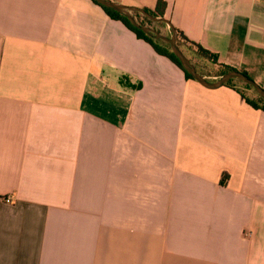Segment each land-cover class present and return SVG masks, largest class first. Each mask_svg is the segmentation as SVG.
I'll use <instances>...</instances> for the list:
<instances>
[{"label":"crops","instance_id":"1","mask_svg":"<svg viewBox=\"0 0 264 264\" xmlns=\"http://www.w3.org/2000/svg\"><path fill=\"white\" fill-rule=\"evenodd\" d=\"M164 1L264 88V0ZM0 264H264V111L92 0H0Z\"/></svg>","mask_w":264,"mask_h":264},{"label":"trees","instance_id":"2","mask_svg":"<svg viewBox=\"0 0 264 264\" xmlns=\"http://www.w3.org/2000/svg\"><path fill=\"white\" fill-rule=\"evenodd\" d=\"M94 1V0H92ZM96 4H98L96 1H94ZM99 6H101L104 11L112 18L115 20H119L121 22L124 23V25H126L130 30H132L138 38L145 40L146 42H148L153 48L154 50L162 55L165 56L167 58H169L172 62H174L180 69H182L185 73V76L188 80H194L193 77L186 72L180 61L177 59V57L175 56V54L173 53L170 45L160 39H156L155 37H153L150 34H147L145 32H143L142 30L134 27L130 21L123 15H121L120 13L106 8L100 4H98ZM166 7H167V3L164 0H158L156 8L154 10H150V9H145L148 13H150L151 15L155 16V17H162L165 18V11H166ZM134 17L136 18L137 22L140 23L142 26L145 27H150L149 24H145V22L147 23H153L155 25V28H158L157 31L159 33H161V31L159 30L161 27H166L167 25L164 22H153L152 20L148 19L147 17H145L144 15L135 12ZM154 25H152V27H154ZM174 29L177 32V44L180 47V49L183 51V53L189 58V60L192 62V64L196 67L197 71L204 77H206L208 80L209 79V75L206 74L197 63H195L191 57H194L196 59H198L200 62H207V63H211L214 66H218L220 68L219 72L216 76V78L221 77L223 74L233 71L235 70L232 67H229L227 65L221 64L219 62V56L217 53H214L208 49H206L205 47H203L202 45H200L199 43H196L190 39H188L185 35H183V33L181 31H179L177 28L174 27ZM171 32V29H170ZM189 53H188V52ZM246 74V73H245ZM213 81V80H210ZM237 83H241L244 86H246L248 89H253L251 86L247 85L246 83L242 82L239 79H232L229 82H227L224 86L227 87H231L233 89H235L238 93H240L242 95V97L245 99V101L252 106L255 109L258 110H262L264 111V99H262L258 93L255 91V93L257 94V96L259 97V101L256 100H252L250 98H248L243 92L242 90H240V87L238 86Z\"/></svg>","mask_w":264,"mask_h":264},{"label":"water","instance_id":"3","mask_svg":"<svg viewBox=\"0 0 264 264\" xmlns=\"http://www.w3.org/2000/svg\"><path fill=\"white\" fill-rule=\"evenodd\" d=\"M98 4L112 9L121 15L125 16L130 23L142 30L143 32L152 35L156 39L163 40L167 42L177 59L180 61L183 69L188 72L195 81H197L200 85L207 89H218L222 86H224L227 82H229L232 79H239L242 82L246 83L247 85L251 86L257 93L258 95L264 99V88H262L257 82H255L253 79H251L247 74L241 71L233 70L230 72H227L223 74L221 77H219L215 81H210L206 77L202 76L196 69V67L192 64V62L189 60V58L183 53V51L180 49V47L177 44V32L174 29V26L172 23L162 17H155L148 13L145 9L138 8V7H132V6H126L122 5L118 2H114L112 0H94ZM138 12L148 19L152 20L153 22H164L170 29H171V34L168 35H163L159 33L156 29L152 27H145L142 26L140 23L137 22L136 18L134 17V13Z\"/></svg>","mask_w":264,"mask_h":264},{"label":"rangeland","instance_id":"4","mask_svg":"<svg viewBox=\"0 0 264 264\" xmlns=\"http://www.w3.org/2000/svg\"><path fill=\"white\" fill-rule=\"evenodd\" d=\"M145 24H149L150 27H152V25H154L153 23H147L145 22ZM155 27V25H154ZM163 34V33H161ZM170 35V33H168V36ZM188 52V51H187ZM189 53V52H188ZM192 60L197 63L199 65V67L206 73L208 74L209 76V79L210 80H217L218 78H216L215 75L218 74L220 68L218 66H214L212 65L211 63H203V62H200L198 59L194 58V57H191ZM238 86L240 87V90H242V92L250 99L252 100H256V101H259V97L257 96V94L255 93V91L253 89H248L246 86H244L243 84L241 83H237Z\"/></svg>","mask_w":264,"mask_h":264},{"label":"built area","instance_id":"5","mask_svg":"<svg viewBox=\"0 0 264 264\" xmlns=\"http://www.w3.org/2000/svg\"><path fill=\"white\" fill-rule=\"evenodd\" d=\"M7 202H10V199H7Z\"/></svg>","mask_w":264,"mask_h":264},{"label":"flooded vegetation","instance_id":"6","mask_svg":"<svg viewBox=\"0 0 264 264\" xmlns=\"http://www.w3.org/2000/svg\"><path fill=\"white\" fill-rule=\"evenodd\" d=\"M153 28V27H152ZM155 29V28H154ZM157 30V29H156Z\"/></svg>","mask_w":264,"mask_h":264}]
</instances>
